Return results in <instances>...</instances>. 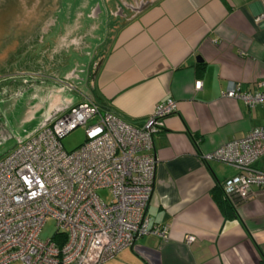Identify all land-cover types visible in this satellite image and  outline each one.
Masks as SVG:
<instances>
[{
  "label": "crops",
  "instance_id": "0c3cea01",
  "mask_svg": "<svg viewBox=\"0 0 264 264\" xmlns=\"http://www.w3.org/2000/svg\"><path fill=\"white\" fill-rule=\"evenodd\" d=\"M90 5L92 0L79 15L88 16ZM58 33L63 45L78 35L66 29ZM93 33H104V42L96 47L102 50L87 88L86 73L72 62L73 49H62L53 59L58 49L49 51L44 44L38 48L46 53H32V71L42 67L37 75L43 76L49 96L58 93L56 78L70 80L77 92L134 124L158 102H176L153 135L157 161L146 207L149 223L166 226L167 238L139 237L102 264H264V188L252 186L251 197L231 203L222 183L237 169L200 158L264 125L260 105L249 107L222 95L230 84L250 91L264 78V0H156ZM52 102L48 112L61 106ZM255 166L264 171V156ZM186 235L194 240L187 243Z\"/></svg>",
  "mask_w": 264,
  "mask_h": 264
},
{
  "label": "built area",
  "instance_id": "2783aa9c",
  "mask_svg": "<svg viewBox=\"0 0 264 264\" xmlns=\"http://www.w3.org/2000/svg\"><path fill=\"white\" fill-rule=\"evenodd\" d=\"M59 82L65 90L76 89ZM80 95L0 158V264H102L139 237L167 238L166 226L149 223L146 207L157 161L153 135L176 110L175 100L158 102L134 124ZM222 95L264 110V78L250 91L230 84ZM77 126H83L84 140L67 151L61 139ZM261 156L264 125L200 154L203 161L237 169L222 183L231 203L251 197L252 186L264 188V171L255 166ZM102 189L109 192L108 202L98 194ZM47 217L55 220L54 234H65L62 242L39 237ZM193 240L185 236L187 243Z\"/></svg>",
  "mask_w": 264,
  "mask_h": 264
},
{
  "label": "flooded vegetation",
  "instance_id": "af4514ba",
  "mask_svg": "<svg viewBox=\"0 0 264 264\" xmlns=\"http://www.w3.org/2000/svg\"><path fill=\"white\" fill-rule=\"evenodd\" d=\"M88 1L91 0H71L59 10L56 6L57 0H52V7L48 8L50 11H48V14L40 23L33 26L31 30H28L25 26H20L21 29H26L20 45L25 47L31 44L30 40L35 38L36 41H34V43L37 42V45L44 44L45 47L49 46L47 47L49 51L58 49L52 54V59L55 55L60 54L62 49H64V51H66V49H68L67 51L73 49L72 52L75 53V55L72 57V62L77 66H81V58H84L83 56L90 58V56H88L89 50L104 42V33L95 36L93 33L95 29L102 28L105 31L109 19L122 20L134 16L142 6L150 1L156 0H92V5H90L88 9V16L79 15L80 10L88 6ZM60 12H62L61 15H59ZM70 12L74 14L73 18H69ZM95 12H97V15H95ZM100 16L102 17L101 20ZM14 17L15 15L12 12L5 16H1L0 22L2 23L0 24V31L4 32L7 24ZM12 27L10 26V28ZM60 29H66L78 35L74 40L69 39V41H66L67 43L63 45L62 38H60L58 33ZM7 31L10 33L11 30L8 29ZM14 33L15 31H13V35ZM11 40L13 39H10L7 44H5L6 47L4 46L6 50L2 48L0 51V122L3 123V125L8 122L6 114L10 112V109H12L16 102H20L22 105V103H26L32 99L34 100L33 106L39 110L41 115L40 125L43 118L48 113L47 108L53 103L47 98L49 96L47 93L50 91L48 92L46 85L42 84L43 82L41 80L43 76L37 75V73H39L38 69L42 70V67L39 65L36 67L37 71L33 72L32 67L34 64L31 62V57H27V54H25V57L19 58L18 61L14 60V52L11 53L9 49L11 46L9 42ZM45 47L38 50V54L42 53V51L46 53L48 49ZM69 52H71V50ZM73 53H71V55ZM77 60H79V62ZM95 64L96 61L91 62L88 66V73H90V68ZM56 68L59 70L58 66ZM70 75L72 76L73 74ZM59 80L69 82L70 80H65L63 78L55 79L58 90L63 91L65 89ZM29 93L31 94L28 95ZM2 135H4V132L1 136ZM6 135L7 133L4 136ZM17 141H21V138H18Z\"/></svg>",
  "mask_w": 264,
  "mask_h": 264
},
{
  "label": "rangeland",
  "instance_id": "374dc122",
  "mask_svg": "<svg viewBox=\"0 0 264 264\" xmlns=\"http://www.w3.org/2000/svg\"><path fill=\"white\" fill-rule=\"evenodd\" d=\"M70 1L71 0H57L56 6L60 10L62 9V6H65L66 3ZM51 3L52 0H8L7 14H10L12 12L15 17L11 19L7 24L4 32L0 31V51L2 48H4L5 44H7L10 39H13L9 42L11 44L9 49L11 50V53L14 52V60L18 61L19 58L25 57V54H27V57H31L33 52L37 53L38 49H41L42 47L38 48V43H34V41H36L35 38L30 40L31 44L26 45L25 47L23 45H20L23 40L22 36L26 32V29H21V27L25 26L28 30H31L33 26L40 23V21L48 14V11H50L48 8L52 7ZM61 13L62 12H60L59 15H61ZM110 23H112V20H109V24ZM10 26L13 27L10 28ZM8 29L11 30L10 33L7 31ZM13 31H15L14 35ZM100 48L101 46L98 47V49H96V46H94L92 49H90L88 55L90 56V58L87 56H83L84 58H81L80 60L81 63L83 65L89 66L91 62H95L97 53L102 50ZM4 49L6 50V48ZM49 84L52 85L51 83ZM54 91L58 92L59 94H51L50 96H48V99L51 101L57 100V102L60 104L76 103L80 95V93L77 92V89L62 91L58 90V87L56 86V90ZM30 94L31 93H29L28 95ZM33 104L34 100L32 99H30L26 103H22V105L20 102H16L12 109H10V112L6 114L8 117V122L4 123V125L0 122V156L4 154L5 150L12 148L14 143L18 142V138L24 140L39 126L41 115L39 110H37L33 106ZM3 132L4 135L6 133L7 135L1 136ZM83 140L84 128L83 126H77L70 132H68L64 137H62L61 143L67 151H70L71 149L82 143ZM98 194L103 198L105 202L109 201L110 196L107 189L99 190ZM55 229V220L51 217H47L43 226L41 227L39 237L41 239L52 237Z\"/></svg>",
  "mask_w": 264,
  "mask_h": 264
},
{
  "label": "water",
  "instance_id": "95a60500",
  "mask_svg": "<svg viewBox=\"0 0 264 264\" xmlns=\"http://www.w3.org/2000/svg\"><path fill=\"white\" fill-rule=\"evenodd\" d=\"M153 3V1H150L148 2L147 4H145L144 6H142L136 13H139L141 12L142 10H144L147 6L151 5ZM7 6H8V0H0V17L1 16H5L7 15ZM2 22H0L1 24ZM81 67H82V72H85L86 75L85 77L83 78L84 80V86L87 88V78H88V65H83L82 63H80ZM81 71V70H80ZM91 77H92V74H91ZM81 93V92H79ZM70 104L68 103H61V106L60 108H54L55 110H50L46 116L43 118L41 124L38 126V129H40L42 126H44L45 124L49 123L51 120H53L54 118L58 117L60 114H62V112H64L67 107L69 106ZM35 130V131H36ZM34 131V132H35Z\"/></svg>",
  "mask_w": 264,
  "mask_h": 264
},
{
  "label": "trees",
  "instance_id": "16d2710c",
  "mask_svg": "<svg viewBox=\"0 0 264 264\" xmlns=\"http://www.w3.org/2000/svg\"><path fill=\"white\" fill-rule=\"evenodd\" d=\"M53 238L56 241V243H60L64 240L65 234L62 232H58L56 234H53Z\"/></svg>",
  "mask_w": 264,
  "mask_h": 264
}]
</instances>
